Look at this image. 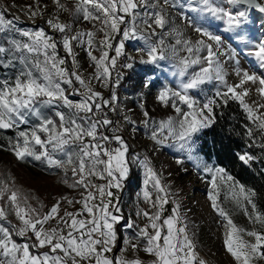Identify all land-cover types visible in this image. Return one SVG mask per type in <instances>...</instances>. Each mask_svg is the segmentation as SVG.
Returning a JSON list of instances; mask_svg holds the SVG:
<instances>
[{"label":"snow or ice","instance_id":"1","mask_svg":"<svg viewBox=\"0 0 264 264\" xmlns=\"http://www.w3.org/2000/svg\"><path fill=\"white\" fill-rule=\"evenodd\" d=\"M56 3L62 10H67L60 4V0H56ZM141 3L148 6L147 0H140V3L137 0H78L75 12L82 15L86 21H99L102 25L100 31H104V38L98 42L101 50L99 57L92 55V49L97 45L94 32H78L70 36L67 33L71 26L60 22L58 18L47 23L56 32L63 34L61 42L69 55H73V41L81 45L86 44L87 55L96 67L93 78L108 83L111 69L117 64V58L121 56L126 58L128 62L123 65L125 68L132 69L135 66L134 58L125 52V43L129 40L145 41L143 47L133 49L147 54V59L142 58L139 63L154 64L165 59L164 40L161 38L158 43H150L147 36L138 31L135 21L139 14L136 10ZM163 3L168 4L169 0H163ZM225 3L228 7L215 5L210 0H199L202 7L192 10H199L221 21L225 25L224 32L230 34L228 39L248 44L249 41L241 30L249 21L250 10H258L264 14V3H260L259 0H225ZM5 11L0 8V34L15 31L26 39H11L8 41L9 47L0 44V69L16 70L14 76L0 78V130L18 129L20 125H29L17 132L14 141H9V149L14 155L19 160L31 157L46 163L49 168L63 169L66 184L70 171L73 182L69 186L82 187L85 192L82 193L80 201L68 200L69 204L81 203L79 211H66L60 215L61 202L57 201L49 212L42 214L39 208L33 207L29 202L33 198L30 193L22 192L14 184L0 181V201L3 202L0 203V264H144L138 257L129 259L106 255L115 246L116 225L124 219L123 215L116 214L120 213V208L118 203L113 204L111 190L122 186V182L129 177L131 164L137 161L145 169L143 191L145 202L157 209L155 213L148 210L137 212V215H142L148 221L139 228L136 235L138 239L144 241L143 250L153 257L152 264H206L198 257L194 241L188 235L187 224L183 223L179 214V204L173 208L171 216L162 220L163 205L168 203V193L147 158L139 160L138 156L130 157L129 145L122 136L118 134L109 136L101 132V128L112 124V121L106 114L100 117L97 114L102 113L103 108L110 106L111 101H115L117 97L113 94L111 101L104 99L101 93L88 86L79 73L70 72L63 67L65 60L57 54V41L43 28L19 29L15 24V19L18 18H6ZM28 11L30 17L37 14L31 5L28 6ZM127 16H131L130 22L126 21ZM191 22L196 32L215 43L216 49H213L212 43H205L203 40L197 41L195 45L189 41L176 40V44H184L189 54L195 53V58L185 57L181 60L180 76H184L187 69L193 65L204 66L182 83L181 90L164 88L159 92L158 101L165 106L171 103L177 113L176 117L156 122L149 117L146 110L143 112L144 126L151 128L150 138L161 145L171 140L180 150L188 153V159H192L197 134L212 124L213 107L219 106L217 100L219 98L224 104H227L229 99L239 101L247 113L248 120L255 125L261 139H264V113L259 111L264 108V104L256 107L247 104L244 97L248 95V89L243 87L248 82H258L260 87L257 91L264 97V78L250 75L245 71L239 84L227 85L218 52L228 55L229 59H233L234 56L223 48L221 35L197 26L195 21ZM144 23L149 28L154 24L164 29L168 21L161 8L160 11L151 14V23L147 20ZM121 24L126 26L121 29ZM113 33L121 36L116 45L111 43ZM104 49H114L115 56L110 57L109 52ZM203 49L207 50L205 57L199 55ZM171 50L175 52L174 47ZM247 54L253 56L264 67V39L249 49ZM17 64L20 65L18 69ZM237 74H241L239 70ZM73 77L87 90L78 102L69 99L63 86H71ZM213 80L225 85L227 90L224 92L217 90L215 97L207 98L200 107L199 101L189 95V90L197 89ZM151 83V80L147 81L146 86H151ZM238 88L243 91H237ZM75 94H78V90L74 89L73 95ZM178 105H186L188 111H183ZM43 108H67L69 113L56 110L54 115L58 119H53L44 115L41 110ZM30 117H35L38 122L33 124ZM247 134L253 138V129L249 128ZM113 142L118 146L112 147ZM259 146L264 148V143ZM58 155L62 158H57ZM238 159L248 165L254 157L244 153L239 154ZM204 171L211 175L212 190L209 191L211 207L226 220L228 229L224 240L226 250L237 264H252L256 257L264 259L262 251L264 212L257 209L252 199L255 195L254 190L239 185L236 191L238 182H235L223 167L213 168L205 164ZM93 176L105 180L106 183L93 184L91 182ZM218 178L221 184L225 181L232 182L225 199L230 193L236 206L242 208L250 223L257 227H253L252 230L240 228L234 223L229 212L218 204L220 195ZM149 184L156 190L155 200L151 199V194L147 190ZM97 194L99 203L95 202ZM245 202L251 206V212L245 206ZM9 212L16 216L19 225H11L8 222ZM52 219H58L57 226L45 228V224ZM6 223L10 226H6ZM126 226L132 228L134 225L128 223ZM245 236L253 239L246 240ZM17 237L23 242H18ZM130 246L134 251L140 247L136 243H131ZM43 248H47L48 251H33Z\"/></svg>","mask_w":264,"mask_h":264},{"label":"rangeland","instance_id":"2","mask_svg":"<svg viewBox=\"0 0 264 264\" xmlns=\"http://www.w3.org/2000/svg\"><path fill=\"white\" fill-rule=\"evenodd\" d=\"M137 2L140 3V0H137ZM210 2L215 5L228 7L225 0H210ZM259 2L264 3V0H259ZM77 3L78 0H60V4L67 9L62 10L56 0H0V8L6 10L5 14L9 13L10 17L6 18H18L15 19V24L19 29L38 30L43 28L48 35H51L57 41V54L60 58L66 60L67 63L63 67L70 72L79 73L88 86L94 91L101 93L104 99L111 101L113 94L117 97L115 101L111 102L116 109L119 124L118 133L129 145V156H138L139 160L147 158L150 166L160 176L162 186L165 187L168 193V203L163 205L162 220L171 216L173 208L176 204H179L180 217L183 223L187 224L188 235L194 241L198 257L203 259L206 264H237V261L226 250L224 244L226 232L228 231L226 221L219 218L216 211L211 207L209 193L201 174L205 165L203 160L196 155L195 151L192 153L193 158L188 159V153L180 150L178 145H175L171 140L165 141L163 145L157 144L150 138L151 128H145L144 126L145 117L143 112L146 110L149 113V117L156 122L168 117H176L177 113L171 103L165 106L158 101L159 92L164 88H170L174 91L181 90L182 83L186 82L193 73L198 72L201 66H204L202 64L193 65L187 69L184 76H180L181 60L185 57L195 58V53L189 54L183 43L176 44L177 39L189 41L192 45H195L197 41L203 40L205 43H212L213 49H216L214 42L209 41L207 37L196 32L191 21H195L197 26L205 27L216 35H221L223 48L234 56L233 59H229L228 55L218 52L219 60L224 68L227 85L239 84L242 73L245 71L250 75L254 74L259 78H264V67L253 56L247 54L249 49L261 39H264V27H262L264 25V14L256 10H250L249 21L241 30L246 40L249 41L248 44H244L228 39L230 34L224 32L225 25L221 21L215 20L210 15L199 10H192V8L199 9L202 7L199 4V0H169L168 4L163 3V0H147L148 6H144L141 3V6L136 10L139 14L135 21L138 31L146 35L150 43H158L161 38L164 40L165 59L159 60L154 64H146L151 65L152 69H154L153 71L156 72L154 74L157 77L156 81L153 78H148L152 81L151 86H146V82L149 80L145 79L143 82L131 87L129 86L131 84L122 80L124 72L129 70L123 67L128 62L124 56L117 58V64L111 69V77L108 83L103 80H96L93 78L96 74V67L87 55V45H81L73 41V55H69L61 42L63 34L56 32L48 25L47 21L58 18L60 22L71 26L70 31L67 33L70 36L76 35L78 32H94L97 45L92 49V55L99 57L101 50L98 42L104 38V31H100L102 25L99 21H86L82 18V15L76 13L74 9ZM29 5L37 13L34 17L29 15ZM241 7L243 8L244 6ZM161 8L168 21L165 28L161 29L154 24L152 28L147 27L144 21L147 20L151 23V14L160 11ZM145 13L148 15H145ZM126 21L130 22L131 16H127ZM125 26V24H121L120 28L123 29ZM153 31L155 34H153ZM5 35H7L9 40L26 39L15 31H10ZM112 36L111 43L116 45L121 36L115 33ZM144 45V40H129L125 43V52L130 54L136 63L142 64L139 61L142 58L147 59L146 52H137L133 51V49L141 48ZM173 47L175 48L174 53L171 50ZM233 49L236 51L233 52ZM104 50L109 52L110 57L115 56L114 49ZM199 55L205 57L207 50H201ZM19 67V64H17V69ZM238 70L241 73L240 75L237 74ZM1 71L12 73V70L2 69ZM0 78H3L2 74H0ZM63 86L66 88V94L69 99L74 102H78L87 91L84 86L75 81L74 77L71 86ZM243 87L248 89V95L244 97L247 104L253 107L264 104V97H261L257 91L260 87L258 82H248ZM74 89L78 90V94L73 95ZM217 90L224 92L227 88L219 81L213 80L206 82L197 89L189 90V95L199 101V106L202 107L207 98L215 97ZM237 91H243V89L238 88ZM178 106L183 111H188L186 105ZM44 109H48L47 111L53 114L56 110L63 111L66 114L69 113L67 108H43L41 110L44 115H46ZM259 111L264 113V108L259 109ZM30 120L33 124L38 122L35 117H30ZM116 146L118 145L115 144L112 147ZM58 157L62 158L61 156ZM16 159L17 157L14 153L13 156L0 157L2 181L14 184L22 192L30 193L33 198L29 202L33 207L39 208L42 214L49 212L57 201L61 202L60 215H63L66 211L77 212L81 209V203H68V200H82V193L85 192L82 187L73 188L69 186L73 182L70 171L67 174L68 183L66 184L64 183V171L61 172L60 176L50 177L46 174L36 173L38 169L34 167V160L31 157L20 160L23 166L19 165ZM178 161L182 162L178 163ZM130 173L132 174L131 181L129 180L126 184L122 182V186L119 189L113 188L111 190L113 192L112 202L113 204L118 203L120 208V213L116 214L123 215L124 219L116 225L117 240L112 251L106 255L109 257L123 256L129 259L138 257L144 264H152L153 257L143 250L144 241L138 239L136 235L139 228L147 224L148 221L142 215H137V212L148 210L155 213L157 209L146 203L143 197V191L145 190L144 167L137 161L131 164ZM91 182L95 185L106 183L105 180L95 176L91 177ZM147 190L151 194V199L155 200L157 193L151 184L147 186ZM105 199L108 198L105 197ZM95 202L99 203L98 194ZM0 203L3 202L0 201ZM8 222L11 225H19L16 216L11 212L8 215ZM128 223H132L134 226L128 228L126 226ZM57 224L58 219H52L45 224V228H53ZM6 226L10 225L6 223ZM244 238L246 240L253 239L247 236ZM17 240L18 242H23L19 237H17ZM126 241H129V243H126ZM131 243L139 244L140 247L134 251L130 246ZM33 251L45 252L48 249L43 248ZM252 264H264V259L256 257Z\"/></svg>","mask_w":264,"mask_h":264},{"label":"trees","instance_id":"3","mask_svg":"<svg viewBox=\"0 0 264 264\" xmlns=\"http://www.w3.org/2000/svg\"><path fill=\"white\" fill-rule=\"evenodd\" d=\"M5 15L6 17H10L9 13ZM8 41L9 38L7 35L0 34V44L9 47ZM65 64L67 65L66 60ZM1 70L2 69H0V74H2L3 78L14 76L16 72L15 69L12 70V73ZM153 70L151 65L135 63L134 68L124 72L122 80L131 84L129 85L131 87L136 86L145 79L149 80L148 78H153L156 81L157 77L154 75L156 72ZM139 88L141 89V87ZM217 100L219 106L213 107V122L210 127L203 129L202 132L197 134L194 151L196 155L203 160L204 164L213 168L223 167L225 171L233 177L234 181L238 182L236 184V191H238L239 185H243L245 189L254 190L255 195L252 199L256 203L257 209L260 212H264V148L259 146V144L264 143V139H261L259 131H257L255 125L248 120L247 113L237 100L229 99L227 104H224L220 99ZM47 110L48 109H44L47 116L57 119L53 113ZM27 127H29V125H20L18 129L0 130V157L13 156V152L9 149V141H14L17 132ZM249 128L253 129V138H250L247 134ZM118 135L120 134L118 133ZM244 153H248L254 157L248 165L243 164L238 159V155ZM58 156L57 158H59ZM16 162L23 166L18 158ZM33 163L35 164L34 167L38 169L36 173L46 174L50 177L60 176L61 172L64 171L63 169L49 168L46 163H42L41 161L34 160ZM201 174L209 193V191L212 190V184L210 183L211 175L204 170L201 171ZM1 177L2 173L0 174V181H2ZM129 180H132L131 173L129 177L123 181L124 184L128 183ZM217 183L220 185L218 204L229 212L234 223L240 228L248 230L257 227L250 223L242 208L236 206L230 193L228 194V198L225 199V194L228 193V187L232 182L225 181L221 184L218 178ZM245 206L248 207L251 212V206L247 205L246 202ZM219 218L226 221L220 216Z\"/></svg>","mask_w":264,"mask_h":264},{"label":"built area","instance_id":"4","mask_svg":"<svg viewBox=\"0 0 264 264\" xmlns=\"http://www.w3.org/2000/svg\"><path fill=\"white\" fill-rule=\"evenodd\" d=\"M113 109H115V107L114 104L111 102L110 106L103 108L102 113L97 114L98 117L106 114L107 118L112 121V124L101 128V132L109 136L113 134H118L119 132V124L117 121L116 109L115 110ZM115 144L116 143L113 142L111 146H114Z\"/></svg>","mask_w":264,"mask_h":264},{"label":"water","instance_id":"5","mask_svg":"<svg viewBox=\"0 0 264 264\" xmlns=\"http://www.w3.org/2000/svg\"><path fill=\"white\" fill-rule=\"evenodd\" d=\"M256 11H258V10H256Z\"/></svg>","mask_w":264,"mask_h":264}]
</instances>
